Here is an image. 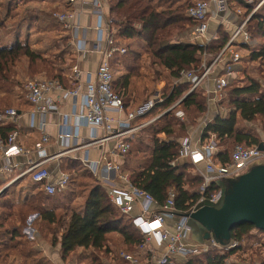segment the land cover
<instances>
[{
	"label": "trees",
	"instance_id": "16d2710c",
	"mask_svg": "<svg viewBox=\"0 0 264 264\" xmlns=\"http://www.w3.org/2000/svg\"><path fill=\"white\" fill-rule=\"evenodd\" d=\"M23 1L25 0H7V7H4L7 10L0 12V28L5 27L11 6L17 7V4ZM236 2L245 7L244 16L249 14L252 7L257 4V0L249 4L242 0H236ZM191 3V0H103L106 19H111V25L115 28L114 43L125 49L124 52H113L110 65L114 74L112 88L126 106L132 103L130 107H136L153 97L155 93L152 90V83L155 79L163 73L171 72L176 67L180 56L179 67L184 62L182 60L186 49L182 47L180 41L182 29L196 24V21L187 16V9ZM25 17L23 16L15 26L17 31L12 42L9 45H0V79H6L3 76L4 70L22 56L27 57L31 63L41 60L40 53L30 48L28 32L20 33L24 24L25 28L29 26V21ZM55 20L57 21L56 18ZM183 23L188 24L183 25ZM246 30L251 39H264V2L248 18ZM227 39V34L220 31L219 37L210 40L206 45L192 43L190 61L193 64L198 63V54L204 51L209 53L212 59L225 45ZM232 45L236 49L246 51L245 56L241 55L242 62L257 61L260 64L259 72H262L263 81L251 76L248 70L240 65L241 63L232 65L234 72L243 70V78L235 80L227 77L223 97L219 102L223 104L225 111L211 115L202 128L200 138L203 141L210 134H214L218 144H224V147L218 149L216 153L221 162H228L230 159L232 149H228L229 147L225 144L227 141L231 140L234 144L245 146H260L264 141V41L258 45L256 43L253 45L232 43ZM143 54L148 55L151 66L157 67V69L149 65L143 67L151 73L150 76L139 72ZM46 78L58 80L63 88L75 86V81L65 76L61 70H57L53 76ZM173 89L170 101H173L177 94L181 96L183 91L177 87ZM196 91L201 93L202 98L198 97L195 101ZM202 92H204L202 87L197 88L188 94L181 104L185 105L186 102L193 104L196 113L203 114L208 104ZM21 94L24 102L22 107L17 108L18 111L24 110L28 105L24 100L22 89ZM163 118H167V115ZM256 120L262 122L260 129L254 124ZM174 126L175 123L170 121L161 126H156L154 123L139 130L132 139L126 138L129 148L122 155L119 167L121 173L128 175V183L131 186L147 191L156 200H164L167 191L173 189L174 208L181 212L188 210L200 198L199 187L202 178L194 171L195 167L190 161H178L180 143L172 137ZM14 130L21 134V128L16 127L15 124L0 123V139L5 140ZM64 166L70 170L67 186L62 192L47 194L39 189L38 184L27 179L37 193L30 199L21 198V205H15L20 201H16L20 191L12 186L15 182L0 195V208L16 209V212H7L6 217L0 221V249H13L19 257H22V264H29L27 262L29 257L33 256L32 249L22 248L26 245L22 238L28 239L23 230L27 218L31 214H38L32 224L36 226L34 227L39 233H41L40 223L41 225L45 223L46 226L63 224V210L67 208L60 205L70 200L76 178L82 175L92 179L93 182L83 191L81 204L71 208L69 218L56 241L61 258L65 259L78 249L92 251L90 264H98V255L96 256L95 253L108 254L107 245L114 238L121 248L135 252L143 239L139 229L133 223V218L119 214L118 208L111 202L108 191L99 179L90 172H81V163L78 160L66 161ZM218 188L217 182H214L206 193ZM60 208L61 211H59ZM13 216H15V223L5 224V221L12 219ZM258 231L261 230L254 225L242 223L230 231V240L244 238L250 240ZM232 252L231 250L221 254L215 249H210L205 253L190 255L173 264H233L228 261ZM30 259V264H34V260L41 261L43 257ZM44 263L49 262L45 260Z\"/></svg>",
	"mask_w": 264,
	"mask_h": 264
},
{
	"label": "built area",
	"instance_id": "2783aa9c",
	"mask_svg": "<svg viewBox=\"0 0 264 264\" xmlns=\"http://www.w3.org/2000/svg\"><path fill=\"white\" fill-rule=\"evenodd\" d=\"M65 1L68 4L78 1L89 2L98 20L93 50L99 54L100 60L95 71V77L93 80L89 78L86 81L83 92H80V86L76 83L75 77L70 78L75 81L73 88H63L58 80L46 77L31 78L24 82L22 88L24 100L30 106L32 114L34 112L39 113L37 130L40 133V138L33 143L36 157L28 159L23 166H18L12 161L13 156L28 154L27 149L19 141L20 134L18 131L14 130L9 133L5 140L0 139V180H6L3 188L20 178H25L32 183L38 184L39 189L47 194L62 192L66 188L69 172L60 168L59 164V170L56 174L52 173L47 167V164L55 159L58 163V158L63 152L49 153L47 151L46 145L50 142L51 137L45 132L47 116L50 118L53 113H58V104L64 99L76 98L81 95V105L79 111H75V105H73L69 114L61 115V123L58 125L57 133V137L61 140L60 144L65 146V148H70L74 144L72 138L77 136V130L71 128L69 117L70 115H75L80 122L87 124L90 128L86 144L122 137L114 148L117 156L121 157L129 148V143L125 141L126 138L132 139L139 130L156 123L162 116L176 108L185 95L195 91L197 88H203L208 103L220 102L227 84V77L235 79L232 65L241 62V54L232 46V43L237 35L241 34L248 18L256 9L246 16L232 34L230 40L225 43L207 65L202 62L198 76H194L193 70L185 73L183 71L179 72L182 78H190L188 90L181 99L175 101L169 108L162 110V105L166 98L159 92L136 107L126 106L122 98L114 92L112 88L114 74L110 65V58L114 51L124 52L125 49L114 43L113 31L115 28L111 25V19H106L104 15L103 0ZM242 1L248 4L252 2V0ZM228 6V0H192L191 5L187 9V16L196 21V24L191 29L193 35L195 37L204 36L208 28L209 19L212 16H220L227 13ZM237 11L240 12L239 10ZM53 16L68 33L70 32L71 34L73 29L76 28L74 25L76 12L74 10H59L54 12ZM243 35L245 39H248L245 31H243ZM72 41L73 36L71 34ZM75 45L77 51L81 50L79 44ZM200 54L204 57L207 53L204 51ZM71 71L73 76L77 73L78 70L75 65L71 67ZM112 112L124 113V119L117 120L109 115ZM177 115V120H184L182 113ZM21 116V111L16 108H5L0 110V123L11 122L16 127H19L18 123ZM99 131L102 132L101 135L98 133ZM191 137L192 135L189 134L180 142V156L189 158L193 165L202 164V168L197 169L198 174L202 178V183L199 187L201 196L197 202L208 200L211 203H216L220 196V189L206 193L212 183L234 179L246 172L252 165L264 162V141L261 144L262 149H259L258 146L235 144L230 152L229 161L221 162L216 154L218 151V140L214 134H210L208 138L201 141L196 147L191 146ZM72 146L70 149L75 148V146ZM81 161L86 164L93 175H96V172H107L112 168L117 169L119 167V164L111 162L105 156L103 157V165H100V160L90 161L86 154ZM170 164L172 165V163ZM10 174L12 175L8 177ZM119 176L128 182L127 174ZM109 197L111 202L118 208L121 216L130 214L131 204L134 201L139 203L140 214L133 218V223L142 234L143 240L137 246L135 253L120 252L118 254L123 264H142L137 254L144 252L147 245L152 241H155L158 246L165 242V251L159 257L152 255L146 258L145 264H171L175 255L187 258L190 255L205 253L210 249H215L221 254L232 250L233 252L229 256L228 261L233 264H264V257L262 260L257 259L254 261L245 259L250 258L249 255L264 254V231L256 232L255 236L250 240L245 238L242 240H230L224 245L217 243L213 238L208 239L204 243L188 240V215L185 214L191 213L197 202L186 211H177L174 208L175 192L173 189L167 191L165 199L159 205L158 211L153 209L157 200L150 193L133 187L129 183L127 188H113L109 193ZM173 217L176 218V223L173 230H170L164 226V220ZM30 218L27 223H29ZM29 227L27 224V229L24 230V233H26L27 237L32 238L33 232H31ZM241 255L244 257L239 259ZM0 264L10 263L4 261Z\"/></svg>",
	"mask_w": 264,
	"mask_h": 264
},
{
	"label": "rangeland",
	"instance_id": "374dc122",
	"mask_svg": "<svg viewBox=\"0 0 264 264\" xmlns=\"http://www.w3.org/2000/svg\"><path fill=\"white\" fill-rule=\"evenodd\" d=\"M106 1V0H105ZM7 0H0V11L1 13L5 12L4 7L6 8ZM34 6H25L22 5L21 7H14L11 6L8 18L6 20V25H4V28H0V45L6 44L9 45L13 38L14 34H16V25L18 21L23 18V16H26L25 18L29 21L28 28H25V24L23 25L22 30H20L22 34H26L28 32L29 35V41H30V48L31 50L40 53L41 60H37L33 63L29 61V59L25 56H22L18 58L13 64L9 65L6 70L3 72V76L6 77V79H0V108H20L23 104V98L21 94L22 85L27 79L31 78H37V77H50L53 76L56 71H63L65 76L68 77L69 75V69L75 64V58L73 56L72 51L68 47V41H69V33L64 29L63 25L55 20V17L53 16V13L56 12L55 9H52L45 3H40ZM17 4V3H16ZM18 5V4H17ZM19 6V5H18ZM60 10V9H58ZM49 15V16H48ZM188 23H183V25ZM182 25V26H183ZM190 26V25H189ZM185 30L182 29V33ZM15 31V32H14ZM182 37V35H181ZM181 39V38H180ZM264 39H255L256 45L263 42ZM258 43V44H257ZM183 47V45H182ZM239 53L242 56H245L246 51L239 49ZM191 52V48H190ZM190 52L189 49H186V54H184V58L186 60L189 58L190 61ZM189 53V56H188ZM180 54V52H179ZM199 55V62L196 64H193L191 61L189 64L186 62H183L180 67H176L179 72L183 71L188 72L193 70L194 76H198L201 71V64L202 62L207 65L211 61V56L209 53L206 54V56H202V54ZM201 56V57H200ZM181 58V56H180ZM180 58L178 62L180 61ZM202 58V59H201ZM183 61V60H182ZM241 66L243 68H246L248 70V73L256 78H259L261 81L263 79L261 78L262 72H259V69H261L260 64L256 62H240ZM141 67L139 69V72L145 73L146 75H151L150 72L146 71L144 69V66L148 65L152 68H156V66H151L149 63V57L148 55H144L141 57L140 60ZM259 72V73H258ZM236 79L240 78L241 75L238 73L234 74ZM179 76V75H178ZM176 75V72H174V69L169 73H163L161 76L157 77L152 83V90L155 92H160L163 94V96L166 98L165 102L162 105V110L169 108L175 101H178L181 99L188 90V82L184 79L178 78ZM139 80V77H138ZM204 84V83H203ZM181 88L183 91L181 92V96L177 94V97L170 101L172 98L171 92H174L173 88ZM176 92V91H175ZM205 94V92H202ZM190 94V93H189ZM168 96V97H167ZM188 96V95H187ZM186 96V97H187ZM201 93L196 91V96L194 100L196 101L198 97H201ZM206 96V94H205ZM199 98V99H200ZM206 102L208 104V100L206 99ZM206 104V105H207ZM183 105V104H182ZM177 107V106H176ZM213 109H212V108ZM174 109L169 111V115H167V118H163L164 116L157 120L156 126H161L162 124L166 122H174V134L173 138L177 142H181L182 139L186 136H189L191 132L197 134L196 137L192 136L191 141L198 140L199 136L201 138V131L204 127L205 123L211 118V115L213 113L219 112L223 113L225 111V107L223 104L219 102H210L209 105L206 106V110L203 114H198L195 111V106L193 104H189L188 102L185 103L180 109ZM171 111L175 112L174 114L176 117L177 114L182 113L184 115V120L180 121L177 120L175 117H173V114L170 113ZM154 124V123H153ZM257 128H261L262 122L256 120L255 123ZM152 125V124H151ZM159 136H162V134H159ZM229 148V150L232 149V147L235 145L231 140L227 141L225 143ZM224 144H218V149L223 148ZM195 167V166H194ZM68 169V168H67ZM70 170V169H69ZM194 171L197 172V168H194ZM247 172V171H246ZM92 179L87 178L86 176H77L76 178V185L73 188V193L70 196V200H67V204L61 203L65 207L64 209V215H63V224L59 225H48L46 226L39 224V229L41 233L36 237V239H24L22 238V241H25L26 245H23V249H32V255L29 257V263L30 264V258L32 260L42 258L49 263H44L41 261L34 260V264H56L54 262V254H52V251L57 247V240L59 239L60 234L63 231L64 224L66 220H68L71 208L73 206H79L82 202L83 197V191L88 188V185L92 184ZM14 183V182H13ZM10 186V185H9ZM16 188V190L20 191V196L18 195V199L16 201H19L15 203V205H21L22 201L21 198L28 197V199L32 198L37 191L32 187V185L27 181V179H18L15 181L14 184H12ZM8 188L6 186L3 188V186H0V195L4 192V190ZM3 199V198H2ZM1 199V200H2ZM66 204V205H65ZM16 209H5L0 208V221H2L6 216L7 212H16ZM61 211V208L60 210ZM31 213V212H30ZM15 223V216L12 217V219H7L5 221V224H14ZM193 226H195L196 223L192 222ZM35 226V225H34ZM36 227V226H35ZM196 228V227H195ZM190 234V233H189ZM189 237V235H188ZM53 239L55 241L53 242ZM21 247V246H20ZM19 247V248H20ZM109 247H117L113 250L112 256H109L106 252H96L95 255L98 258V264H123L118 257V254L120 252H133V250H126L125 248H121L119 244L116 242L115 238L113 241H110L107 245V248ZM1 248V247H0ZM0 261L1 262H9L10 264H22L23 259L22 257H19L13 249H0ZM36 252H34V251ZM110 251V250H109ZM6 254V256H5ZM91 255L92 251H81L76 250L73 253H71L66 259H64L61 264H90L91 263ZM87 257V258H84ZM244 256H239V259H242ZM250 258H245L246 260L250 259L251 261L254 260H262L264 257V254H256L249 255ZM52 258V259H51Z\"/></svg>",
	"mask_w": 264,
	"mask_h": 264
},
{
	"label": "crops",
	"instance_id": "0c3cea01",
	"mask_svg": "<svg viewBox=\"0 0 264 264\" xmlns=\"http://www.w3.org/2000/svg\"><path fill=\"white\" fill-rule=\"evenodd\" d=\"M39 1H41L40 3H45L46 5H48L49 7L55 10L70 9L76 12V17L74 20V25L76 26V28L73 29L72 31L73 33L71 32L73 36V41L71 42V34L69 32L68 45L75 58L74 65L76 66L78 71L73 76L71 68H70L68 78L70 79V78L75 77L77 81L76 83L79 84L80 86V92H83L86 81L89 78L90 80L94 79L95 71H96L97 65L100 60L99 54L93 50V45H94V41L96 38V28H97L98 20L93 13L92 5L89 2H85V1H82V2L78 1L72 4H68L66 2L67 3L66 4L65 0H25L23 2H20V4H18L19 6L17 5V7H21L22 5L34 6L38 4ZM253 1L255 0H252V2ZM263 2L264 0H257V4L252 7V10L250 12H252L255 8L257 9ZM228 5L229 6H228L227 13L222 14L220 16H212L209 19L208 28L204 36L195 37L193 33L191 32L192 26H186L185 30L182 33V37L180 40L181 45H183L185 49H189V52H190V46L192 43L207 44L210 40L217 39L219 37L220 31L227 34L228 36L227 41H229L232 34L237 30L239 25L242 23V21L246 18L248 14L244 16V12L246 11V9L243 5L242 6L239 5L236 2V0H228ZM237 10H239L240 12H238ZM243 31L247 33L248 39L244 38ZM243 31L241 32V34L237 35L233 44H241V43H247L249 45L255 44V40L250 38L246 30V24L243 28ZM75 44H79L80 45L79 47L81 48V50L77 51L76 50L77 47ZM188 56H189V53H188ZM185 60L186 58L183 59L184 62ZM186 62L189 64L190 62L189 58L186 60ZM176 67L177 68L179 67V62H177ZM176 67L174 68V72H176V75L178 76L179 70ZM234 73H238L239 75H241V77L238 79H236L235 77V80H240L243 78V70H239L237 72L235 71ZM179 77L189 82L187 79L182 78L180 75L178 76V78ZM156 93L157 92H155V94ZM131 104L128 106H131ZM73 105H75V111H79L80 105H81V95L76 98L72 97V98H67V99L62 100L58 104V113H53L50 118L48 116L46 118L45 132L51 137L50 142L48 143V145H46V149L49 153L63 152V154L58 158V163H57V160L55 159L47 164V167L50 169V171L56 174L60 167V168L66 169L69 172V170L64 166L65 162L70 161V160H78L81 163V172L83 171L90 172L86 164H84L81 161V159L83 158L85 154L87 155V158L90 161L100 160V165H103L104 156L111 162L119 164L122 160V157L117 156V153L115 152L114 148L116 147L117 143L122 139V137L112 138V139H108L106 141L94 143V144H86L89 138L90 128L87 124L80 122L79 119L75 115H70L69 117V124L71 128L77 130L76 132L77 136L75 138H72V142L75 144V145L74 144L72 145L75 146V148L70 149L72 145L70 146V148H65V146L60 144L61 140L59 137H57V133H58V125L61 123V115L69 114L73 108ZM182 106L183 105L181 104V102L178 103L177 107L174 108L173 111H175V109L176 110L180 109ZM30 109H31L30 106L27 105L24 110H21L22 116L18 123L19 127L22 130L19 141L24 145V147L27 149V152H28L27 155L19 154V155L12 157V161L18 164V166H23L27 162L28 159H34L36 157L35 151L33 149V143L40 138V133L37 130V125L39 122V113L34 112V114H32V111ZM173 111H171L170 113H172L173 117L176 118V115L174 114L175 112ZM109 115L113 116L117 120H123L125 116L124 113H113V112L110 113ZM98 133H100V135L102 134L101 131H99ZM191 135L196 137L197 134L191 132ZM199 143H201L200 136L198 140H193L191 142V146L196 147L199 145ZM182 160L190 161L189 158L180 156L178 161H182ZM58 164H59V167H58ZM118 166H120V164ZM194 166L197 169L202 168L201 163L196 164ZM120 170H121L120 167H118L117 169L112 168L107 172L106 171L98 172V173L96 172V175L94 176L99 179V181L108 191V193H110L113 188H127L128 187V182L120 178L119 176L123 174L121 173ZM12 174H10L8 177H10ZM6 177H7V174H6ZM5 182L6 180L5 181L0 180V186H3ZM161 202L162 201L157 200V203L153 207L155 211L159 210V205L161 204ZM139 214H140L139 203L137 201H134L131 204L130 214L124 217L134 218L138 216ZM37 217H38L37 213L29 215V217L27 218V220L30 218L29 223H27L26 221V225L23 229V230L27 229V224L28 226H30L29 229L31 230V232H33L31 239H36V237L39 235V233L37 232V230L32 224ZM175 223H176V218L174 217L166 218L164 220V226L170 230H173ZM187 238L191 242H195L191 238L189 237ZM165 244L166 243L164 242L163 244L158 246L155 243V241H152L149 245H147L144 252H139L137 254L140 262L142 264H145L146 258H149L152 255H154L155 257L161 256V254H163L165 251ZM115 248L117 247H109V250H110L108 252L109 256H112L113 250ZM52 254H54V262L56 264H61V262L64 259L61 258L58 245L52 251ZM67 257H65V259ZM172 259L173 260L171 264H173V262L176 263L178 261L183 260L184 257L175 255L173 256ZM119 260L123 263L121 259ZM66 264H69V263H66Z\"/></svg>",
	"mask_w": 264,
	"mask_h": 264
},
{
	"label": "water",
	"instance_id": "95a60500",
	"mask_svg": "<svg viewBox=\"0 0 264 264\" xmlns=\"http://www.w3.org/2000/svg\"><path fill=\"white\" fill-rule=\"evenodd\" d=\"M258 148L262 149L261 145ZM217 184L220 196L216 203L197 202L193 211L185 214L188 215L189 238L197 243L213 238L224 245L230 241V231L242 223L264 231V162L252 165L234 179Z\"/></svg>",
	"mask_w": 264,
	"mask_h": 264
},
{
	"label": "bare ground",
	"instance_id": "6f19581e",
	"mask_svg": "<svg viewBox=\"0 0 264 264\" xmlns=\"http://www.w3.org/2000/svg\"><path fill=\"white\" fill-rule=\"evenodd\" d=\"M188 81L190 80V78H186Z\"/></svg>",
	"mask_w": 264,
	"mask_h": 264
}]
</instances>
